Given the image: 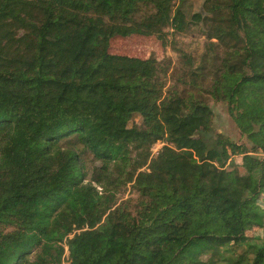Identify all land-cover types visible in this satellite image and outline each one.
<instances>
[{"label": "trees", "instance_id": "trees-1", "mask_svg": "<svg viewBox=\"0 0 264 264\" xmlns=\"http://www.w3.org/2000/svg\"><path fill=\"white\" fill-rule=\"evenodd\" d=\"M184 2L0 0V264H264V0Z\"/></svg>", "mask_w": 264, "mask_h": 264}, {"label": "rangeland", "instance_id": "rangeland-1", "mask_svg": "<svg viewBox=\"0 0 264 264\" xmlns=\"http://www.w3.org/2000/svg\"><path fill=\"white\" fill-rule=\"evenodd\" d=\"M184 9L190 18L195 13H203L204 0H184ZM177 48L185 51L195 58H199L206 49L207 38L205 30L201 24L194 25L191 30L184 34H178L175 37ZM112 53L135 56L140 58L156 57L158 59L168 58L170 61L169 80L167 87L172 86L174 78L179 76L184 65L179 53L173 50L172 47H164L155 42L153 38L144 39L142 37L122 38L117 37L112 42ZM215 113L214 127L212 135L221 133L228 136L233 141L243 142L241 133L235 123L230 118L226 108L214 102H211ZM211 138V135H208ZM163 146L162 143L155 145V151H159ZM135 197V195H133ZM130 197V194L124 196L125 199Z\"/></svg>", "mask_w": 264, "mask_h": 264}, {"label": "built area", "instance_id": "built-area-1", "mask_svg": "<svg viewBox=\"0 0 264 264\" xmlns=\"http://www.w3.org/2000/svg\"><path fill=\"white\" fill-rule=\"evenodd\" d=\"M158 151H155V149H154V153H157ZM68 249H67V251H66V254H65V256H64V258H63V261L61 262V264H68V261H69V257H68Z\"/></svg>", "mask_w": 264, "mask_h": 264}]
</instances>
